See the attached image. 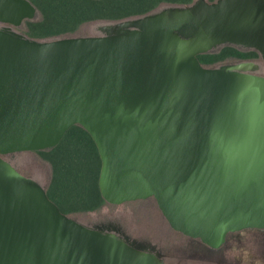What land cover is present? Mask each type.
Instances as JSON below:
<instances>
[{
    "label": "water",
    "instance_id": "water-1",
    "mask_svg": "<svg viewBox=\"0 0 264 264\" xmlns=\"http://www.w3.org/2000/svg\"><path fill=\"white\" fill-rule=\"evenodd\" d=\"M31 0H0V264H166L117 219L85 224L7 156L56 147L74 125L100 158L112 205L155 198L170 226L220 246L264 228L260 63L208 66L226 45L264 60V0H194L34 38Z\"/></svg>",
    "mask_w": 264,
    "mask_h": 264
},
{
    "label": "trees",
    "instance_id": "trees-1",
    "mask_svg": "<svg viewBox=\"0 0 264 264\" xmlns=\"http://www.w3.org/2000/svg\"><path fill=\"white\" fill-rule=\"evenodd\" d=\"M31 1L37 6L38 14L24 22L23 32L34 38L49 39L79 35L80 28L87 23L117 21L146 14L165 4H189L194 0ZM199 58L205 65L217 66L232 60H254L261 56L253 49L226 45L215 52L201 54ZM30 152L40 153L51 164L52 175L47 192L64 213L74 216L96 212L109 204L99 188L101 158L97 145L82 126H72L56 147Z\"/></svg>",
    "mask_w": 264,
    "mask_h": 264
},
{
    "label": "rangeland",
    "instance_id": "rangeland-1",
    "mask_svg": "<svg viewBox=\"0 0 264 264\" xmlns=\"http://www.w3.org/2000/svg\"><path fill=\"white\" fill-rule=\"evenodd\" d=\"M100 22H91L84 24L78 34L79 35H92L96 33L95 26ZM20 31H24V27L19 28ZM25 32V31H24ZM260 63V68L255 74L264 76V60L262 58L254 59ZM232 60L230 62H235ZM23 174L38 179L42 185L48 187L51 175V164L45 160L38 152H22L14 155L7 156ZM79 221L85 224H91L94 221L110 219H121L124 223L128 224L134 236H146L151 235L154 242L164 240L162 238L171 236L174 237L177 234L169 226L167 220L164 218L161 210L155 198L151 197L145 200H138L127 202L122 205H109L106 204L99 211L86 212L74 215ZM121 222V221H120ZM123 225L124 223L121 222ZM125 226V225H124ZM126 227V226H125ZM129 228V229H130ZM130 233V231H128ZM147 237V236H146ZM249 249H247V253ZM251 264H264V260L254 259Z\"/></svg>",
    "mask_w": 264,
    "mask_h": 264
},
{
    "label": "flooded vegetation",
    "instance_id": "flooded-vegetation-1",
    "mask_svg": "<svg viewBox=\"0 0 264 264\" xmlns=\"http://www.w3.org/2000/svg\"><path fill=\"white\" fill-rule=\"evenodd\" d=\"M117 220L124 223L119 218ZM124 225L131 234L135 232L127 223ZM173 230L176 236L162 238L164 240L157 241L158 243L154 242L151 235H146L156 244V251L153 253H160L166 264H251L254 259L264 260V228H246L229 232L226 240L217 247L203 242L200 238Z\"/></svg>",
    "mask_w": 264,
    "mask_h": 264
}]
</instances>
